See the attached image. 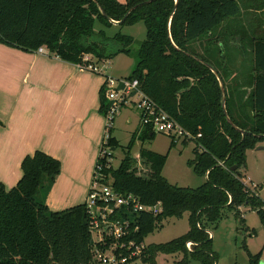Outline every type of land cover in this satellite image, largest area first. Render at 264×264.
Masks as SVG:
<instances>
[{
  "label": "trees",
  "instance_id": "obj_1",
  "mask_svg": "<svg viewBox=\"0 0 264 264\" xmlns=\"http://www.w3.org/2000/svg\"><path fill=\"white\" fill-rule=\"evenodd\" d=\"M254 6L264 8V0H0L1 42L27 50L45 45L73 63L85 62L88 53L97 61L133 53V35L108 30L115 25L112 19L122 20L118 25L144 21L146 36L135 50L128 77L138 78L141 88L193 135L194 156L188 164L206 176L196 187L179 185L163 174L167 153L142 146L134 156L136 136L145 141L155 135L148 124L132 133L118 166L101 157L106 179L117 189L132 191L146 203L163 201L161 213L142 214L135 234L138 240L165 217L189 212L185 233L146 246L142 257L149 264H157L161 252L178 251L184 254L182 264H215L217 253L208 225H217L227 210L243 225L241 206L245 205L264 222V200L244 180L241 169L247 149L264 139V27L239 25L223 30L221 38L213 33L225 19ZM228 32L238 33L239 42L225 43ZM207 34L202 50L191 47ZM219 78L224 80L227 114ZM101 91L104 96L105 88ZM107 104L103 97L104 113ZM112 132L110 127L107 142L116 147L119 141ZM175 144L172 137L170 147ZM21 167L22 176L14 186L7 188L0 181V264H91L85 201L62 210H52L46 202L61 161L38 149L23 158ZM190 239L192 249L186 247ZM243 246L249 264H258L262 250L252 253L246 242Z\"/></svg>",
  "mask_w": 264,
  "mask_h": 264
},
{
  "label": "crops",
  "instance_id": "obj_2",
  "mask_svg": "<svg viewBox=\"0 0 264 264\" xmlns=\"http://www.w3.org/2000/svg\"><path fill=\"white\" fill-rule=\"evenodd\" d=\"M104 81L103 73L53 52L41 53L0 41V181L7 188L22 176L23 158L40 149L61 161L46 196L49 208L62 210L85 201L105 134L101 103L103 97L106 103L109 99ZM139 121L140 112L133 132L142 127ZM116 148L113 146V151ZM244 180L249 182L246 177Z\"/></svg>",
  "mask_w": 264,
  "mask_h": 264
},
{
  "label": "rangeland",
  "instance_id": "obj_3",
  "mask_svg": "<svg viewBox=\"0 0 264 264\" xmlns=\"http://www.w3.org/2000/svg\"><path fill=\"white\" fill-rule=\"evenodd\" d=\"M239 25H243L248 29L251 26L254 27L258 25V28L262 29L264 27V8L254 6L251 11H244L238 16L227 18L215 29V31L213 30V33L216 37L221 38L220 34L223 30L232 29ZM118 29L123 33L134 36L132 44L134 52L131 54L120 52L108 59L105 64L106 67L109 65L107 68L108 72L120 76H128L136 61L135 50L138 49L141 41L146 36V25L142 20L134 24L118 25L115 23L108 32L113 34L114 31ZM236 34L238 33L230 34L228 32L225 43L231 44L232 42L235 45L239 42L235 38ZM206 36H208V34L193 41L191 47L193 46L192 48L196 51L202 50L204 43L206 44ZM221 42L222 41H219L217 43L220 44ZM249 48L250 46H247L244 51L246 60L248 57L246 52ZM232 54L234 56L237 55L234 50H231V55ZM239 57H242V54H239ZM235 59H233V63ZM219 79L220 81H224L222 78ZM133 106L134 105L131 104L127 106L128 108H120L122 110L121 114L118 115L114 122L116 127L113 128L112 134L118 137L119 145L114 150L113 157H111V159L107 158L114 166H118L124 156V148L132 135L135 127L134 125H137L139 119V111ZM129 118L131 119L128 120ZM171 139L172 137L170 135L162 132H156L154 138L145 141L136 136L132 152L137 154L141 147L144 146L161 153H167L168 156L163 167V174L170 182L191 187L200 185L206 177L197 174L193 167L188 164V158L193 156L195 141L189 137L175 136L177 140L176 144L170 148ZM259 145L264 146V139L255 147L247 149V162L241 169L244 176L249 180L248 184L256 189L264 200V148H259ZM167 151H169V153ZM241 207L243 209V206ZM243 215L245 217V224L243 225L240 224L239 219H237L233 211L230 210L226 211L225 216L219 220L217 225H208L210 233H213L212 235L214 236L213 248L217 253V261L215 264H249V254L248 250L243 246L244 242H246L249 251L252 253H257L262 250L261 261H259L258 264H264V222L258 212L252 208L244 207ZM189 226L188 211H185L181 217L167 216L160 222L159 226L156 227L154 231L150 232L143 240L146 241L147 245H149V243L166 241L185 233L189 229ZM251 230H253V233ZM192 242L191 239L186 242V247L188 249L193 248ZM183 257L184 254L180 251L170 253L161 252L156 256V261L157 264H182L181 260L185 259ZM135 262L136 264H149L142 256ZM91 264L100 263L92 261ZM196 264H200V262H196Z\"/></svg>",
  "mask_w": 264,
  "mask_h": 264
},
{
  "label": "built area",
  "instance_id": "obj_4",
  "mask_svg": "<svg viewBox=\"0 0 264 264\" xmlns=\"http://www.w3.org/2000/svg\"><path fill=\"white\" fill-rule=\"evenodd\" d=\"M36 51L51 53L45 45L39 46ZM83 59L85 62L78 63L80 66L104 74V88L109 99L104 113L103 143L85 199L93 261L100 264H136L135 261L141 258L147 245L145 240H138L135 236L140 228L141 216L144 212L154 215L161 213L163 201L146 203L134 192L121 191L106 179L104 165L100 159L101 157L111 159L114 152L113 147L107 142L109 129L113 127L120 108L132 104L140 112L141 123L151 125L153 131L171 134L174 137L191 138L193 135L141 88L138 78L117 77L106 73L109 66L106 67L107 60L97 61L90 53ZM107 164L112 163L108 161ZM208 232L212 236L209 230Z\"/></svg>",
  "mask_w": 264,
  "mask_h": 264
},
{
  "label": "water",
  "instance_id": "obj_5",
  "mask_svg": "<svg viewBox=\"0 0 264 264\" xmlns=\"http://www.w3.org/2000/svg\"><path fill=\"white\" fill-rule=\"evenodd\" d=\"M104 12V14H106V12L105 11H103ZM127 15V14H126ZM125 15V16H126ZM112 21L114 22V23H120L122 20H113L112 19ZM205 63L206 64H208L212 69H213V71H215V72H217V70L209 63V62H206L205 61ZM221 86H222V91H223V98H222V106H223V108H224V111H225V113L227 114V110H226V107H225V100H226V91H225V87H224V85H223V82L221 81ZM227 119H228V121H230V122H232V120H231V118L227 115ZM232 124H234L233 122H232ZM235 125V124H234ZM237 127V126H236ZM259 148H264V146L263 145H259L258 146Z\"/></svg>",
  "mask_w": 264,
  "mask_h": 264
}]
</instances>
